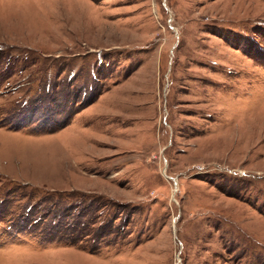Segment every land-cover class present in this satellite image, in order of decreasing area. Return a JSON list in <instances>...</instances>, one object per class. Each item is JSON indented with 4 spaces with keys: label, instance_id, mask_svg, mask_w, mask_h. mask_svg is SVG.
<instances>
[{
    "label": "rangeland",
    "instance_id": "1",
    "mask_svg": "<svg viewBox=\"0 0 264 264\" xmlns=\"http://www.w3.org/2000/svg\"><path fill=\"white\" fill-rule=\"evenodd\" d=\"M0 264H264V0H0Z\"/></svg>",
    "mask_w": 264,
    "mask_h": 264
}]
</instances>
